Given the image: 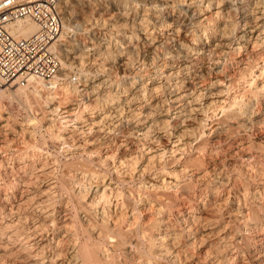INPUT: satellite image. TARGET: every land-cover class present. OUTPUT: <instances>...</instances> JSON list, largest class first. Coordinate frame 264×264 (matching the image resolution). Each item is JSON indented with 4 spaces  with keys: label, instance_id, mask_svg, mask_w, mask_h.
Here are the masks:
<instances>
[{
    "label": "bare ground",
    "instance_id": "obj_1",
    "mask_svg": "<svg viewBox=\"0 0 264 264\" xmlns=\"http://www.w3.org/2000/svg\"><path fill=\"white\" fill-rule=\"evenodd\" d=\"M62 13L59 74L2 88L0 110L73 149H19L0 114V264H264V0Z\"/></svg>",
    "mask_w": 264,
    "mask_h": 264
},
{
    "label": "built area",
    "instance_id": "obj_2",
    "mask_svg": "<svg viewBox=\"0 0 264 264\" xmlns=\"http://www.w3.org/2000/svg\"><path fill=\"white\" fill-rule=\"evenodd\" d=\"M62 1L0 0V90L34 80L50 82L59 74ZM23 20L35 23L37 32L29 37L13 35L10 25Z\"/></svg>",
    "mask_w": 264,
    "mask_h": 264
},
{
    "label": "rangeland",
    "instance_id": "obj_3",
    "mask_svg": "<svg viewBox=\"0 0 264 264\" xmlns=\"http://www.w3.org/2000/svg\"><path fill=\"white\" fill-rule=\"evenodd\" d=\"M72 26H76V24L73 23ZM69 35H72V32H70ZM135 64H136V62H135ZM75 65H77V66H75V68L73 69L74 73L71 74V76H70L71 79L70 78L67 79L68 82L69 81L72 82L73 78H76V77L78 78L80 76V71L79 70L81 69L80 66H82V65H81V63H77ZM138 65L139 64H136V66H138ZM113 75H115V76H113ZM113 75H111L110 78H113L112 80L114 82L120 81L119 79H121V77H122L121 73H118V74L114 73ZM102 77L104 79H107L106 76L104 77L102 75ZM116 80H118V81H116ZM80 89L82 90L83 87H80ZM79 98H80L79 100H81L82 97H79ZM4 103H5V105H4ZM4 103H3V105H4L3 106V110H2V112L0 110V114H3L5 117H9V119L11 121L10 125L13 127L12 128L13 132H16V133H12L14 135L11 134V136L9 138L12 139V138L15 137L14 140L17 141V143H18L17 147L19 149H23L24 150V149H27V148L30 149V147L33 148V149H35L36 146L37 147H41V150H44V152L45 151L49 152L51 155L54 154L53 157L57 158L59 164H61V162L62 163L65 162V160H66L65 157L67 156V153L69 152L67 150L70 149V148L73 149V141H74V137L73 136H75L74 134L70 135L71 138L70 137L66 138L69 141L68 140L65 141V139H55L54 140L53 138H51L50 133L47 130V127L43 126V125H40V123H38L37 121H36L37 123H35L33 126L32 125L28 126L29 123H30L28 118L32 119V117H30L28 115L29 113L27 111H25V109H22V107L17 102L16 103L14 102L12 104V102L10 103L9 101L6 100V101H4ZM84 108H85V105H83L80 108V111H81V109L83 110ZM89 112L91 113V111H89ZM110 112L112 113V115H111V113L105 114V115H109L108 116V121L114 120V118L116 120L117 114L113 113L112 111H110ZM139 116L140 115H138V117ZM134 117H137V116L134 115ZM73 118L70 117V119H73ZM27 119H28V121H27ZM40 126H43V127L41 128ZM21 127L24 128L25 130L24 129L20 130ZM25 131H27L26 136H24L25 134H23V132H25ZM77 138H80V136H78ZM9 143H12V142L9 141L8 144H6V146H8V145L12 146V144H9ZM61 148H63V149H61ZM65 148H66V150H65ZM63 152L66 153V154H64ZM61 153H62V155H61Z\"/></svg>",
    "mask_w": 264,
    "mask_h": 264
}]
</instances>
